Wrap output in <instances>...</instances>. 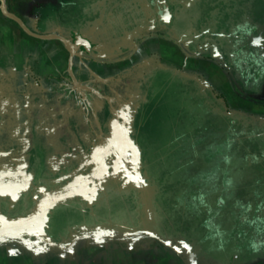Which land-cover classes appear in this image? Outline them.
Instances as JSON below:
<instances>
[{"label":"crops","instance_id":"obj_1","mask_svg":"<svg viewBox=\"0 0 264 264\" xmlns=\"http://www.w3.org/2000/svg\"><path fill=\"white\" fill-rule=\"evenodd\" d=\"M37 1L41 2L39 8L32 5ZM46 1L27 0L22 3L7 0V5L32 30L64 35L72 46L71 37L83 34L91 21L99 20L96 17L99 12L93 14L94 6L99 0H54L50 4L54 16L47 17L48 26L43 28L40 25L46 20ZM125 9L124 16H120L124 23H114L111 25L112 30L132 31V25L137 22L132 18L140 13L137 12L136 4L130 3ZM175 12H168L166 23L168 27H174L173 29L181 33L190 32L188 36L191 37L187 39L191 47L185 45L184 49L189 50H180L181 47H175L164 39L146 41L137 47L146 50L149 55L145 57L155 54L161 61L160 65L145 71L134 80V100L131 98L128 104L132 115L128 123L117 119L113 122L110 120L107 125L114 127L118 122L119 127L128 126L131 135L148 127L146 113L151 103L150 95L154 91L155 77L167 73L166 69L173 68V74L177 73L179 77L190 80L195 85L194 89L208 97L207 101L213 105L214 110L229 115L230 128L240 126L239 129L250 132V141L255 144L262 143L264 0H193L192 6L184 8L183 5V9ZM36 14L38 16L35 18ZM26 38H30L28 44L25 42ZM82 44L83 47L91 46L86 39ZM229 48L231 52L242 53V61H236L235 58L228 61L226 56L230 53ZM68 50V45L60 39L39 38L27 33L18 22L5 15L0 7V76L7 77L6 72L2 75V68L12 71L25 65L31 54H34L33 59L37 61L35 65L41 78H52L51 75L57 73L66 76L69 71L68 74H71L75 83L90 77L91 73L97 74L96 71L99 76L105 77V81L115 79L116 68L122 69L126 65L123 62H91L89 58L75 56L79 53L78 48L72 57L70 69ZM120 71L118 72L122 73ZM17 74L19 80L22 73ZM160 95H163L161 91ZM104 112L106 116L119 117L116 106L111 108L108 105ZM258 127L263 135L256 131ZM227 133L229 135V131ZM33 138L34 145L25 167L11 169L5 178L0 177V264H206L204 258L209 260L207 264H264V203H243L237 216L235 215V221L244 224L245 230L251 232V247L254 250L250 251L251 255L240 258L238 253H232L230 257L217 262L200 254L196 245L190 242L182 230L176 231L172 228L174 224L167 218L162 205L160 208L156 205L154 192L150 198L144 195L141 188L124 192L117 186L115 177L108 188L103 173L95 179V187L91 183H83V188L59 197V189L69 185L70 179L59 178L57 172L49 170L47 148L42 147L41 137L34 134ZM137 138H131V142L136 143L135 148L145 154L150 153L151 139L142 140L141 144ZM239 138L238 143L244 136ZM176 139L163 136V140L158 142L160 147L157 148L154 158L176 159L175 155L185 153V149H180V146L187 141L195 146L193 154L199 152L196 145L200 142L195 137ZM259 139L260 142H257ZM253 149L255 154L261 153L260 158L264 160V147L261 148L262 152L259 147ZM138 157L150 159L149 156H136L135 159ZM92 169L89 170V165L86 172L82 169L81 179L89 176ZM4 172L7 174L6 170ZM21 177L28 179L27 190L21 183L24 181ZM77 180L76 178L73 183ZM32 188L31 193L29 190ZM122 192L128 196V201L134 202L113 200ZM32 198L33 203H28ZM217 198L218 196L215 197L216 201ZM182 204L175 202V208L180 218H186L187 215L193 218L190 223L192 229L196 225L202 227L208 224L204 218H208L213 209L221 213L217 214L221 219L226 218L225 212L228 211L227 208L224 209V203H201L198 207L194 206L196 210L187 206L183 209ZM58 207L73 209L76 212V221L69 225L72 226L70 231L61 233L60 238L54 240L49 225L54 210ZM231 216L229 211L228 217ZM180 221L178 228L182 229L183 224ZM176 241L189 246L202 263L194 262L191 258L189 262L185 260L179 250L171 246Z\"/></svg>","mask_w":264,"mask_h":264},{"label":"rangeland","instance_id":"obj_2","mask_svg":"<svg viewBox=\"0 0 264 264\" xmlns=\"http://www.w3.org/2000/svg\"><path fill=\"white\" fill-rule=\"evenodd\" d=\"M17 1L25 3L27 0ZM52 1H46V20L40 25L43 28L48 26L47 17L54 16ZM130 3L136 4L140 13L132 18L137 25H132V31L129 29L128 32L112 30L114 23H124L120 16ZM40 4L37 1L32 5L39 8ZM183 5L184 8L192 6L193 0H99L93 10V14L99 12L96 16L99 20L91 21L83 34L71 38L74 49L79 45L76 47L79 53L75 56H83L96 63H125L127 66L114 71L115 79L105 81L98 71L78 83L68 74L69 71L66 76L57 73L51 75L52 78H41L34 54L18 69L2 68V75L6 72L7 77L0 76V177L5 178L11 169L25 167L36 134L43 141L42 147L47 148L49 170L57 172L59 178L70 179L69 185L59 189V197L83 188V183H91L95 187V179L105 173V182L110 185L115 177L117 186L124 192L141 188L147 198L154 192L155 203L159 208L162 205L167 218L174 224L172 228L182 230L200 254L217 262L232 253H238L240 258L249 257L253 237L245 230V225L235 219L243 203H264V160L260 158L261 153L257 155L253 149L259 147L262 152L264 139L262 143L255 144L250 141V132L239 129L240 126L230 128L229 115L214 110L207 101L208 97L194 89L195 85L190 80L173 74V68L155 77L146 113L148 127L131 135L128 126L119 127L118 122L114 127L107 125L110 120L117 119L128 123L132 115L128 104L131 98L134 100V80L160 65L161 61L155 54L145 57L148 54L146 50L137 47L146 41L161 39L181 47L180 50L188 51L184 49L185 45L191 47L187 39L191 37L188 36L190 32L181 33L166 23L168 12H179ZM26 39L28 44L30 38ZM85 39L91 44L89 48L83 47ZM18 72L22 73L19 80ZM108 105L118 108L119 117L105 115L104 109ZM256 131L263 135L259 127ZM135 136L141 144L142 140L151 139L150 153L145 154L135 148L136 143L131 142V138L136 140ZM163 136L175 139L195 137L200 142L196 145L199 152L193 154L195 146L187 141L180 146L185 153L175 155L176 159H155L160 147L158 142L163 140ZM239 136L244 138L238 143ZM138 151L143 154H137ZM136 156H149L150 159H135ZM88 165L89 170L93 169L82 180V169L86 172ZM21 178L27 190L28 179ZM76 178L78 180L74 184ZM124 192L113 200L128 201ZM217 196L218 201L215 200ZM175 202L183 203V209L192 207L191 210H196L194 206L201 203H224V209L228 211L225 212L226 218L221 219L217 216L221 213L213 209L212 214L204 218L208 224L196 225L192 229L190 223L193 218L189 215L180 218ZM229 211L231 217H228ZM75 218L73 209L58 207L54 210L49 225L54 240L60 238L61 233L70 231L72 226L69 225L76 221ZM179 221L183 224L182 229L178 228ZM171 246L179 250L188 262L191 258L202 263L185 243L176 241ZM203 261L207 264L209 260L204 258Z\"/></svg>","mask_w":264,"mask_h":264},{"label":"water","instance_id":"obj_3","mask_svg":"<svg viewBox=\"0 0 264 264\" xmlns=\"http://www.w3.org/2000/svg\"><path fill=\"white\" fill-rule=\"evenodd\" d=\"M0 7H1V10L2 12L7 15L8 17L14 19L16 22H18V24L29 34L35 36V37H39V38H58L62 41H64L67 45H68V49L71 53L70 55V69H72L71 65H72V57L73 55L76 53V47L74 49V47L70 44V41L60 35V34H55V33H50V34H43V33H39V32H36L34 30H32L26 23L25 21L19 16L17 15L16 13H14L13 11L9 10L8 8V5H7V0H1L0 1ZM253 58V55L251 56Z\"/></svg>","mask_w":264,"mask_h":264},{"label":"flooded vegetation","instance_id":"obj_4","mask_svg":"<svg viewBox=\"0 0 264 264\" xmlns=\"http://www.w3.org/2000/svg\"><path fill=\"white\" fill-rule=\"evenodd\" d=\"M243 56V54L242 53H237V52H231L230 51V53L228 52V54H227V56H226V58H227V60L228 61H232L231 59H233V58H236L237 60L236 61H242V57ZM105 185H106V187H110L109 186V184H107V183H105ZM112 188V187H111ZM32 191H33V188H32V190H30V192L32 193ZM94 201H96V200H94ZM133 201V200H132ZM131 201V202H132ZM123 202H125V203H131L130 201H123ZM134 202V201H133ZM28 203H33V198L32 199H29L28 200Z\"/></svg>","mask_w":264,"mask_h":264}]
</instances>
